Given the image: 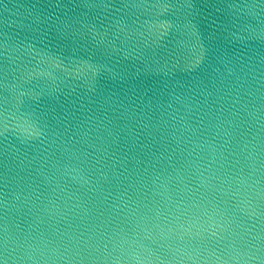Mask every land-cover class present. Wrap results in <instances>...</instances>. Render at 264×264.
Returning a JSON list of instances; mask_svg holds the SVG:
<instances>
[{
	"label": "water",
	"instance_id": "1",
	"mask_svg": "<svg viewBox=\"0 0 264 264\" xmlns=\"http://www.w3.org/2000/svg\"><path fill=\"white\" fill-rule=\"evenodd\" d=\"M0 264H264V0H0Z\"/></svg>",
	"mask_w": 264,
	"mask_h": 264
}]
</instances>
